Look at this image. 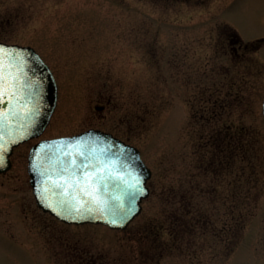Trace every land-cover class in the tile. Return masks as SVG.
Masks as SVG:
<instances>
[{
    "label": "rangeland",
    "instance_id": "1",
    "mask_svg": "<svg viewBox=\"0 0 264 264\" xmlns=\"http://www.w3.org/2000/svg\"><path fill=\"white\" fill-rule=\"evenodd\" d=\"M0 40L36 48L57 78L38 139L99 128L153 171L127 229L68 224L36 202L38 139L17 146L0 264H264V0H0Z\"/></svg>",
    "mask_w": 264,
    "mask_h": 264
},
{
    "label": "water",
    "instance_id": "2",
    "mask_svg": "<svg viewBox=\"0 0 264 264\" xmlns=\"http://www.w3.org/2000/svg\"><path fill=\"white\" fill-rule=\"evenodd\" d=\"M0 49V173H5L12 168L15 147L46 130L59 87L34 47L0 41ZM29 174L44 211L70 224L125 229L150 195L152 171L138 147L91 128L36 143L29 154Z\"/></svg>",
    "mask_w": 264,
    "mask_h": 264
},
{
    "label": "trees",
    "instance_id": "3",
    "mask_svg": "<svg viewBox=\"0 0 264 264\" xmlns=\"http://www.w3.org/2000/svg\"><path fill=\"white\" fill-rule=\"evenodd\" d=\"M246 48L248 49V46H246ZM246 49V50H247ZM213 112H215L214 110H212ZM215 115H216V113H215ZM230 129V128H229ZM243 131L245 132V134L246 133H248V128H246V127H243ZM212 142L214 143V145L217 147V149L219 148V147H221V145H220V142H221V139L220 138H216V137H214V138H212ZM251 143L252 142H250V140L245 144V146H248V145H251ZM217 153H218V151H217ZM142 254V257H143V259L146 261V258H148V262H142V263H139V264H149V263H153L154 261L152 260V258L153 257H156L155 255H150V256H148V257H146L145 255H144V253H141ZM139 256H140V254H139ZM86 264H119V262H114V263H105L103 260L102 261H97L95 258H93L92 260H90V261H87V263Z\"/></svg>",
    "mask_w": 264,
    "mask_h": 264
},
{
    "label": "flooded vegetation",
    "instance_id": "4",
    "mask_svg": "<svg viewBox=\"0 0 264 264\" xmlns=\"http://www.w3.org/2000/svg\"><path fill=\"white\" fill-rule=\"evenodd\" d=\"M177 1H184V2H186V1H190V0H177Z\"/></svg>",
    "mask_w": 264,
    "mask_h": 264
},
{
    "label": "snow or ice",
    "instance_id": "5",
    "mask_svg": "<svg viewBox=\"0 0 264 264\" xmlns=\"http://www.w3.org/2000/svg\"><path fill=\"white\" fill-rule=\"evenodd\" d=\"M0 51H2V49H0ZM67 170V169H66Z\"/></svg>",
    "mask_w": 264,
    "mask_h": 264
}]
</instances>
